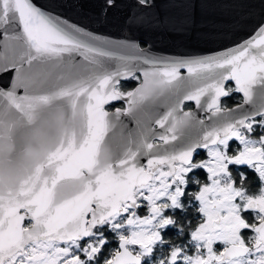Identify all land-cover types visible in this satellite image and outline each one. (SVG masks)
Masks as SVG:
<instances>
[{
	"label": "snow or ice",
	"instance_id": "snow-or-ice-1",
	"mask_svg": "<svg viewBox=\"0 0 264 264\" xmlns=\"http://www.w3.org/2000/svg\"><path fill=\"white\" fill-rule=\"evenodd\" d=\"M132 3L116 38L0 0V264H264V0L184 56L133 30L233 0Z\"/></svg>",
	"mask_w": 264,
	"mask_h": 264
},
{
	"label": "water",
	"instance_id": "water-1",
	"mask_svg": "<svg viewBox=\"0 0 264 264\" xmlns=\"http://www.w3.org/2000/svg\"><path fill=\"white\" fill-rule=\"evenodd\" d=\"M41 2L46 6L52 7L64 17L90 24L94 29L114 34L116 38H119L124 20L133 6L132 0H118L117 7L108 12L106 21L98 24L97 20L100 19L99 13L104 0H41ZM157 2L162 7L166 0H157ZM256 6V0H233L231 9H222L215 4H211L203 15H201L199 8L196 10L197 23L201 20L208 21L210 22L208 28H184L181 31L177 25L169 23L156 28L133 30V35L138 37L140 45L145 43L141 47L147 48L151 46L155 54L162 56L210 54L209 50H219L227 41L219 37L203 39L199 36V33L213 30L212 24L222 26L217 27L216 31H227L234 17L243 16ZM247 23L250 24L251 21ZM239 34L235 33L233 38H236ZM235 105L231 107L234 108Z\"/></svg>",
	"mask_w": 264,
	"mask_h": 264
},
{
	"label": "flooded vegetation",
	"instance_id": "flooded-vegetation-1",
	"mask_svg": "<svg viewBox=\"0 0 264 264\" xmlns=\"http://www.w3.org/2000/svg\"><path fill=\"white\" fill-rule=\"evenodd\" d=\"M145 44V43H143ZM142 45V44H141ZM144 46V45H142ZM135 83L133 84V86L129 87L128 90H131L132 88H134ZM243 100L242 94H236L233 97L227 99L226 103L228 107H231L239 102H241ZM125 105L123 104H116L114 105V107H124ZM201 156H203V153H201Z\"/></svg>",
	"mask_w": 264,
	"mask_h": 264
},
{
	"label": "trees",
	"instance_id": "trees-1",
	"mask_svg": "<svg viewBox=\"0 0 264 264\" xmlns=\"http://www.w3.org/2000/svg\"><path fill=\"white\" fill-rule=\"evenodd\" d=\"M141 44H142V45H145V44H143V43H141ZM134 83H135V82H129L127 88L133 86ZM228 99H229V98H228Z\"/></svg>",
	"mask_w": 264,
	"mask_h": 264
}]
</instances>
